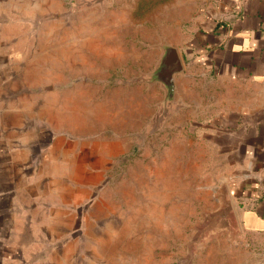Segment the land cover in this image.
Returning <instances> with one entry per match:
<instances>
[{"label": "crops", "instance_id": "obj_1", "mask_svg": "<svg viewBox=\"0 0 264 264\" xmlns=\"http://www.w3.org/2000/svg\"><path fill=\"white\" fill-rule=\"evenodd\" d=\"M202 2L192 37L177 51L183 71L174 102L193 112L199 158L218 166L209 189L225 188L229 222L242 237L258 238L264 254V0ZM56 6L0 0V264H98L75 245L78 196L96 189L130 142L94 139L74 122L75 93L90 87L69 84L72 64L61 68L56 49L43 50L34 36ZM147 88L120 87L122 108L111 113L118 125L137 131L153 119Z\"/></svg>", "mask_w": 264, "mask_h": 264}, {"label": "rangeland", "instance_id": "obj_2", "mask_svg": "<svg viewBox=\"0 0 264 264\" xmlns=\"http://www.w3.org/2000/svg\"><path fill=\"white\" fill-rule=\"evenodd\" d=\"M56 3V15L44 17L34 36L43 50L56 49L61 68L72 64L69 84L90 87L75 93L74 122L79 129L84 122L94 139L130 137L126 150L111 158L95 181L96 189L79 193L84 204L75 220L76 247L98 264H264L259 239L242 237L237 223L229 222L234 207L225 188L209 189L218 166L214 171L209 156L197 155L201 148H195L190 109L170 108L164 121L149 117L137 131L111 116L126 96L120 87L146 89L164 48L178 51L192 37L202 0ZM150 88L157 115L164 92L157 82ZM80 176L74 174L75 183Z\"/></svg>", "mask_w": 264, "mask_h": 264}, {"label": "water", "instance_id": "obj_3", "mask_svg": "<svg viewBox=\"0 0 264 264\" xmlns=\"http://www.w3.org/2000/svg\"><path fill=\"white\" fill-rule=\"evenodd\" d=\"M182 71L183 66L177 50L173 47L166 46L158 66L145 80L148 85L154 82L159 83L164 92V102L158 105L157 115L153 117V119L156 117L157 122H162L166 116H169L168 111L170 108L176 109V103L174 104L175 77L181 74Z\"/></svg>", "mask_w": 264, "mask_h": 264}]
</instances>
